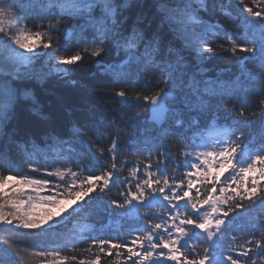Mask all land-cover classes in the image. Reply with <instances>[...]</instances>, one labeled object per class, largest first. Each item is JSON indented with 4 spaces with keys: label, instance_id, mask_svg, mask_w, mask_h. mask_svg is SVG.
<instances>
[{
    "label": "snow or ice",
    "instance_id": "6c2138e0",
    "mask_svg": "<svg viewBox=\"0 0 264 264\" xmlns=\"http://www.w3.org/2000/svg\"><path fill=\"white\" fill-rule=\"evenodd\" d=\"M217 13L238 31L209 23ZM0 34V226L53 231L84 212L91 194L105 200L117 185L121 198L108 200L111 214L144 221L126 243L96 235L85 239L83 230L58 237L56 248L32 252L44 258L40 264H102L106 257H113L108 264H264V130L258 143L245 132L257 115L264 122V0H0ZM112 51L123 52L127 61L106 64ZM223 54L239 66L242 78L258 79L259 91L251 94L258 99L253 105L247 96L228 94L222 102L233 104L240 119L211 144L200 143L201 129L221 107L213 101L222 94L198 76L200 65L189 57L203 62ZM45 60L38 70L36 63ZM87 61L121 84L132 82L133 69L137 76L143 69L144 92L150 94L117 88L110 97L148 105L158 126L156 163L144 164L143 178L139 168L131 169V179L119 175L115 118L99 131L79 121L23 132L12 126L17 107L29 99L38 122L50 125L32 89L53 73L76 85L72 71ZM256 64L259 71L252 74L249 65ZM170 137L187 141L181 148L183 176L169 171L174 157L162 142ZM109 157L113 162L105 167ZM21 166L27 171H13ZM38 205L49 210L37 216ZM57 208L59 216L52 212ZM153 208L161 210L157 222ZM245 219L251 231L241 230ZM22 251L0 239V264H21Z\"/></svg>",
    "mask_w": 264,
    "mask_h": 264
},
{
    "label": "trees",
    "instance_id": "16d2710c",
    "mask_svg": "<svg viewBox=\"0 0 264 264\" xmlns=\"http://www.w3.org/2000/svg\"><path fill=\"white\" fill-rule=\"evenodd\" d=\"M208 22L216 25L223 24V26L228 28L231 32L238 31L225 21L223 15L220 13H217L214 18ZM75 23L76 21H73V24ZM60 44L63 48L64 41L61 40ZM185 55L188 54L185 53ZM226 56L227 54L218 55L213 59L203 62L198 61L194 55L189 57V59L193 63L200 65V68L195 69V71H197L198 76L205 81L212 82L217 75H222L224 71H228L226 73H229L230 81L225 83V87H223L225 90L221 91V89L218 88L219 85H215L218 93L222 95H218L213 103L215 104L216 100H220V110L219 112L214 111L212 119L208 120L207 123L209 125L210 121L211 123H215L216 126L220 125L229 129L240 117L238 113L231 111L234 107L233 104L229 103L225 105L222 101L227 100L228 94H235L240 97L247 96L252 104L255 105L258 97L251 94L254 93V91H259V81L257 79L255 83L252 81L247 82L248 80L246 78L241 77L239 66L227 59ZM127 59L128 58L123 52L118 53L116 51H112L104 57L106 64H120L124 63ZM46 63V60L37 62L36 68L40 69L41 65ZM258 71L259 67L255 68L249 66V72L252 74H256ZM71 78L77 81L76 85L63 83V81L53 73L42 85L37 84L35 88L32 89L36 105L50 116V125H44L38 122L37 117L31 110L33 100L29 99L17 107L12 126L23 132L29 128H42L61 124L66 128L70 122L79 121L84 127L92 131H99L107 128L109 122L115 118L119 127L112 126L111 131L119 134L118 145L120 146L115 163L118 169L123 165V168L120 170L123 177H129V179H131L129 174L133 168H139L137 175H140L144 170V164L141 163L148 162L149 159H151V161L155 159L156 148L154 146L151 148L145 141H151L153 145L155 144L154 139L158 131V126L149 122L148 105L142 107L133 106L132 104L125 105L119 101L118 97L114 99L110 97H112L114 90L117 88H124L130 94H150L144 92L147 85L144 82L143 69H140L138 76L136 75L135 69H133L131 72L132 82L121 84L115 82L110 76L99 70L91 61H87L83 62L82 66L73 69ZM136 80L140 82L135 83ZM244 82L247 83L243 85ZM255 110V107L246 109V111ZM261 127L264 129V122H262L259 115H257V118L252 120L245 128V132L251 135V139L254 143L259 142ZM186 142L187 141H176L171 137L162 142L163 146L168 148L174 157V160L169 161V171L175 174L176 170H178L180 171L178 174L181 176L184 175L185 171L181 148ZM137 149H139V151H137ZM149 149H151L152 152L151 157L148 156ZM105 155H108L107 150L105 151ZM112 162L111 157H109L105 167H109ZM174 165H178V169H174ZM58 166L59 165H54V167ZM91 170L95 173L98 172V174L102 171V169L98 168H92ZM13 171L26 172L27 169L21 166L13 169ZM29 174L34 177L38 176V173ZM41 175H43V173ZM121 187V185H117V188H114L112 192L107 194L105 200H93L92 196H95L96 193L91 194V196L86 199L88 207H91V211L97 212L96 216L99 222H103L106 216H111V211L109 210L107 202L111 199L121 198L119 191H117V189ZM89 215L90 213L86 214V217ZM241 230H252V225L247 219L243 222V228ZM11 232L12 234L10 235L6 231H1V237L2 239L7 238L13 241L18 250H23L25 253L22 254L21 252V254L24 256V259H27L28 255L34 258L32 252L41 250V242H37L35 240L36 238L40 239L47 237L46 235L43 236V232L41 231L26 230L20 232L14 230ZM48 237H51V239L46 241L45 247L49 245L54 238L53 235H48ZM81 247H87V244H82ZM70 254L71 253L68 251L64 252V255ZM112 259L113 257H106L102 260V264H108ZM25 262V260H22L21 264H26Z\"/></svg>",
    "mask_w": 264,
    "mask_h": 264
},
{
    "label": "rangeland",
    "instance_id": "374dc122",
    "mask_svg": "<svg viewBox=\"0 0 264 264\" xmlns=\"http://www.w3.org/2000/svg\"><path fill=\"white\" fill-rule=\"evenodd\" d=\"M38 70H39V68H38ZM209 144H211L212 142H208ZM49 181H51V182H53V183H55V182H57V178L56 177H53V179H51V180H49ZM12 187H14V185L12 186ZM23 191H25V192H28V191H30V189H28L27 187H25L24 189H23ZM73 203H75V201H73ZM63 207H71V205H68V204H66V205H64ZM49 210V206H47V205H38V206H36V208H35V213L37 214V216H39L40 214H42V213H44V212H46V211H48ZM60 209L59 208H57V209H54V210H52V212H53V214L55 215V216H59L60 215ZM65 215H67V213L65 214ZM45 227H47V226H45ZM1 231H4V228H3V226H0V239H2V237H1ZM18 231H20V232H22L23 230L22 229H19ZM24 231H26V230H24ZM23 231V232H24ZM33 231V230H32ZM38 231H40V230H38ZM41 232H43V236H47V237H45V238H40V239H38V238H36L35 240L37 241V242H41V250L42 249H45L46 247H45V244H46V241L47 240H49V239H51V237H48V235H53V234H55V232L54 231H50V232H44L43 230L41 231ZM23 253H25L24 251H22V254ZM42 259H44V258H41V257H35L34 256V258H31L30 257V255H28L27 256V259H24L26 262V264H40V261L42 260ZM48 260H51V257H48L47 258Z\"/></svg>",
    "mask_w": 264,
    "mask_h": 264
},
{
    "label": "bare ground",
    "instance_id": "6f19581e",
    "mask_svg": "<svg viewBox=\"0 0 264 264\" xmlns=\"http://www.w3.org/2000/svg\"><path fill=\"white\" fill-rule=\"evenodd\" d=\"M249 66H252V67H259V65L258 64H256V65H249ZM226 72H228V71H224V73L222 74V75H217L216 77H215V79H213V81L212 82H214V84L215 85H219V87L218 88H220L221 89V91H224L225 89L223 88V87H225V83H228L230 80V78H229V73H226ZM247 82H249V81H247ZM247 82H244L243 83V85L244 84H246ZM254 91V90H253ZM254 92H258V91H254ZM214 114V113H213ZM216 127V124L215 123H213V124H209V126L206 128V129H204V130H201V132L203 133V134H205L209 129H212V128H215ZM262 130H264L263 129V127H261L260 128V132L262 131ZM261 134V133H260ZM260 136V135H259ZM155 140V139H154ZM167 140V139H166ZM147 143H148V145L152 148L154 145H153V142H151V141H146Z\"/></svg>",
    "mask_w": 264,
    "mask_h": 264
}]
</instances>
